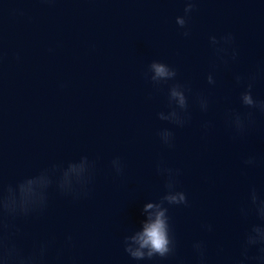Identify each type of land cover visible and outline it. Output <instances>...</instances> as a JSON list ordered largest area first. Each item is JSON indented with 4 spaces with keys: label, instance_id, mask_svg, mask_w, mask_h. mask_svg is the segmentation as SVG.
I'll return each mask as SVG.
<instances>
[{
    "label": "water",
    "instance_id": "95a60500",
    "mask_svg": "<svg viewBox=\"0 0 264 264\" xmlns=\"http://www.w3.org/2000/svg\"><path fill=\"white\" fill-rule=\"evenodd\" d=\"M184 3L0 0V194L54 164L86 157L91 169L83 194L62 193L53 177L43 210L0 211V239L21 255L46 243L40 264H257L258 246L248 259L241 253L250 228L264 225L248 199L253 188L264 199V113L239 96L251 82L254 99L264 100V0H193L180 28ZM228 33L237 56L221 62L209 37ZM154 60L174 68L175 80H148ZM173 83L188 89L182 127L157 115L175 107L167 93ZM197 97L207 99V111ZM231 112L245 122L240 133L228 122ZM165 128L171 147L157 135ZM248 158L253 165L244 164ZM158 164L178 170L176 189L187 205H166L174 251L136 261L123 238L139 230L142 205L166 190Z\"/></svg>",
    "mask_w": 264,
    "mask_h": 264
},
{
    "label": "clouds",
    "instance_id": "9594fccd",
    "mask_svg": "<svg viewBox=\"0 0 264 264\" xmlns=\"http://www.w3.org/2000/svg\"><path fill=\"white\" fill-rule=\"evenodd\" d=\"M193 0H185L183 15L176 16L175 23L180 28H185L186 18L194 8ZM187 30L183 35L187 36ZM233 37L231 33L225 34L218 41L215 36L209 37V44L216 52L217 58L223 62L225 57L235 59L237 51L231 47ZM219 45V46H218ZM229 47L231 51L229 52ZM144 76L153 82V84L167 83L175 80L176 70L160 61H152L147 65ZM207 83H215L213 75L209 73L206 77ZM252 78L249 77V80ZM235 83L239 85L242 77L237 74L234 76ZM251 82L245 85V90L240 93L239 100L241 105L249 109H255L264 113V100L254 99L251 93ZM188 91L185 85L173 83L167 90L168 100L175 107L167 114L158 113V119L168 121L177 125L184 126L187 120ZM197 103L201 111H207L208 101L204 97H197ZM230 126L240 133L245 128V122L240 114L231 112L228 114ZM157 135L162 144L172 146V133L167 129H161ZM87 158L82 157L77 163L69 162L67 167L52 165L51 170L44 169L37 175L25 177L20 180L14 187H7L3 194H0V211L9 216H27L33 212L43 210L46 206L47 189L53 183V177H56V187L64 194L80 195L90 180V168L86 162ZM245 165L254 164L252 158L244 161ZM114 172L119 175L122 165L119 158L111 161ZM158 173L165 176V192L158 201L146 202L140 209L144 219L140 223L138 231L131 235H125L123 238V250L130 258L136 261L152 260L153 257L165 258L174 251L175 241L171 234L170 217L166 205H187L185 193L176 189V176L178 170H172L157 165ZM58 174V175H57ZM79 190V191H78ZM250 204L255 209L258 218L264 220V199L258 197L256 190L253 188L249 191L248 196ZM242 215H247L246 209H241ZM206 231H211V225L202 226ZM66 240L71 241V236ZM253 246H258V255L254 258L257 264H264V225H253L245 236L242 246V256L247 257V250ZM196 253L203 257V243L196 241L192 245ZM47 252V244L41 243L35 252L29 256H23L19 253L14 243H5L0 239V264H40Z\"/></svg>",
    "mask_w": 264,
    "mask_h": 264
}]
</instances>
